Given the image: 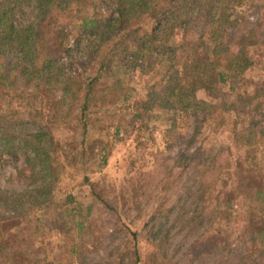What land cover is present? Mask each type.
Masks as SVG:
<instances>
[{"label":"trees","instance_id":"obj_1","mask_svg":"<svg viewBox=\"0 0 264 264\" xmlns=\"http://www.w3.org/2000/svg\"><path fill=\"white\" fill-rule=\"evenodd\" d=\"M244 2L0 0V167L10 164L17 182L0 184V264H170L166 227L175 208L150 201L177 187L180 161L190 163V186L182 194L192 199L186 225L194 232L207 199L220 193L205 179L209 162L196 155L202 147L178 154L173 165L163 157L149 174L141 169L133 188L93 181L91 173L104 171L116 142L132 132L137 151L145 137L153 147L152 119L169 123L165 135L182 122L195 123L194 140L203 123L218 124L221 110L238 112L223 106L219 93L235 92L246 81L239 71L253 65L251 44L234 37ZM223 39L238 51L220 67L213 57ZM141 77L149 81L139 97L134 83ZM259 84L254 96L250 88L237 93V102L252 106L264 90ZM201 91L213 99L199 98ZM263 129L244 125L236 140L250 145ZM123 165L130 181L134 162ZM253 201L264 224L263 188ZM231 204L221 213L236 212ZM129 209L136 213L132 221ZM259 230L249 238L256 257L247 263L241 251L237 264H264ZM199 247L197 240L191 249Z\"/></svg>","mask_w":264,"mask_h":264},{"label":"rangeland","instance_id":"obj_2","mask_svg":"<svg viewBox=\"0 0 264 264\" xmlns=\"http://www.w3.org/2000/svg\"><path fill=\"white\" fill-rule=\"evenodd\" d=\"M244 1L247 7L244 8V15L238 24L239 32L234 37L236 42H244L245 45L251 44L247 47V52L252 58L253 65L244 71H239L246 81L236 85L235 92H231L229 87H225L219 93L223 106L231 111L238 110V112L228 113V111L221 110L219 125L215 122L203 123L194 140L191 137L195 130V123L182 122L175 133L165 135L163 134L165 128L162 126L169 125V123L161 119H152L150 128L153 130V147L149 145V139L145 137L144 146L137 151L132 144L133 138L136 139V133L132 132L131 135L124 136L126 140L116 142L108 167L102 172L91 173L93 181L106 180L110 186L115 185L120 189L122 187L127 189L130 185L133 188L137 183L136 180L141 169L148 167L147 174H149V172L158 169V164L163 161V157H169L168 162L173 165L178 154H182V156L195 154L197 149L202 147V150L196 155H200V158L205 160L204 162H209L207 166H210V169L206 172L205 179L208 183H214V189L220 193L217 196H212L211 200L207 197L209 201L206 204L205 216L201 214L203 216L200 220L201 224L195 227L194 232H191L190 227L186 225V221L192 216L194 210L191 209L193 207L192 199H186L182 194L183 189L190 186L189 173H192V168H194L189 167L190 163L187 166L186 161L182 159L180 161L182 167L179 166L177 167L179 169L175 170L174 174L177 175L180 167L182 169V176L178 179L177 187L169 188L165 192V197H161L162 199L150 201L151 205L155 202L164 203L165 209L173 206L175 208L174 212L168 216L166 227L169 236L166 261L170 264H237L236 260L241 251L248 258L247 263L254 256L256 257V246L251 250L249 238L253 231L256 230L254 233H257L260 231L259 229L264 228L253 201L255 192L260 188L264 189V131L258 132L257 136L250 140V145L245 144V146L236 140L235 131L241 133L244 125L253 129L263 127L264 90L258 92L259 98H255L249 108L238 103L236 95L240 91L250 88L248 91L254 96L258 89L257 83H264V0ZM237 51L236 43L225 41L215 51L213 58L217 61L218 66H226L235 60L234 55ZM148 81L147 77L136 80L134 83L137 90L136 96L140 97L146 93ZM215 92V90L212 91V94ZM210 96L204 91L198 93L199 98L207 101L213 99ZM165 118L168 119V117ZM123 134L125 133L122 132ZM169 146H171L170 149ZM125 162L127 164L134 162L132 168L136 170V175L132 176L130 181L126 180V174L123 171ZM11 167L10 164L4 168L0 167V184L2 186L17 185L16 180L9 176ZM155 177L157 176L155 175ZM153 183L151 191L155 192L154 196L159 190L157 189L158 180L156 179ZM212 190L213 188L210 189V191ZM144 198H146L145 189L143 197L140 198L141 203H145ZM228 200L232 201L231 206L236 211L230 215L221 213L222 210H226L224 203ZM201 205L200 203L199 206ZM214 209L215 214L210 217V221L209 214ZM127 212L130 214L128 220L132 221L136 218L134 210L129 209ZM177 218L180 219L177 220ZM257 220H259L258 223H256ZM210 227L212 228L210 233L204 236V232ZM197 240L200 247L198 250H192L191 246ZM216 242L221 244L220 249H216ZM89 255L93 256L94 253Z\"/></svg>","mask_w":264,"mask_h":264}]
</instances>
